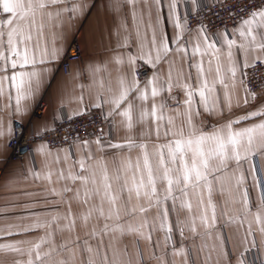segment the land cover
<instances>
[{"label":"crops","instance_id":"1","mask_svg":"<svg viewBox=\"0 0 264 264\" xmlns=\"http://www.w3.org/2000/svg\"><path fill=\"white\" fill-rule=\"evenodd\" d=\"M212 1L215 0H175L176 7L173 9V0H159L158 3L157 0H62L61 3L49 5L45 9V13H52L50 18L47 15L37 16V24H43L40 46L47 47L49 52L55 48L57 55L55 59L49 58L45 63L35 66L36 70L42 73L41 83L30 97L21 101L23 111H15V90L10 82H5V92L0 95V126L5 130V134L0 136V244H14L23 250L21 254L9 249H0V264H16L17 261L26 264L28 249L40 243L41 238H44L45 242L41 244L39 251L51 253L44 259V264H59L60 260H66L68 264H87L90 257L95 264H102L104 256H107L109 264L114 260L116 264H185V259L187 264H239L249 254L264 260V233L260 231L264 223H257L255 218L258 210L264 218V207L260 205L259 190L255 186L256 181L253 180L254 174L248 161H242L239 167L234 161H230L225 171L209 176L212 182L210 197L203 183L198 189L189 188L187 199L192 205L190 212L181 208L179 201L175 207L171 199L164 201L163 206L168 208L167 222L172 227L171 233L159 227L161 207L157 206L155 199L149 201L147 197L141 196L138 200L133 193L129 200L127 191L121 192V185L125 180L128 186H131L137 160L143 164V150L139 145H147L149 156L155 163L153 154L156 146L166 142L163 129L157 139L152 119L143 123L136 122L138 108L132 129L125 126L124 118L118 112H113L111 132L103 138L88 139L85 140L87 144L82 141L72 147L56 149L46 143H38L32 153L19 161L6 164L10 153L9 141L16 120L31 122L32 130L42 135L65 115L76 116L75 113H83L90 108L109 113L112 105L105 101L118 93L119 77L124 75L128 80L132 78V66L127 63L128 54L137 55L141 43L146 45V50L151 49L153 31L158 44L162 37L167 35L172 51L155 68L138 59L136 69L142 64L148 65L153 70L148 79L155 73L166 80L171 62L174 84L179 78V83H191L195 86L197 69L190 65H195L201 60L199 54L192 55V48L200 36V28L188 30L180 16ZM75 6L78 7L74 12L63 10ZM6 16L7 14L0 13V19ZM177 17L183 29L179 44L186 48L187 55L175 51L177 44L172 42L176 33L181 31L175 26ZM224 33L219 31L215 37H207L209 41H222ZM233 33L234 30L229 38H236L239 42L238 34L233 37ZM76 36L82 45L83 56L79 61L73 62L69 72L65 74L61 70V62ZM37 38L38 33L34 30V43ZM200 43L203 48L202 38ZM225 51V48L221 49L222 53ZM233 51L238 65L241 64L243 55L237 49ZM117 55L124 58V64L116 63L114 57ZM254 55L264 56V53L249 52V64L253 63ZM208 59V55L203 56L205 68ZM222 62L227 66L225 57H222ZM31 68L29 65L25 70ZM244 71L242 68L237 71L234 88L231 87V79L226 81L230 85L231 109L220 85H217L219 103L213 114L200 107L198 95L195 97L196 107L200 112L199 117H194L197 125H202L205 131H212V126L219 127L229 120L264 109V91L255 93V99L245 91L248 87ZM214 75L213 72L209 78ZM148 79L139 81L141 88ZM9 95L13 97L12 100H9ZM136 95L135 92L131 93L129 100L134 105H139L140 101L136 99ZM170 95L175 99H169ZM42 99L48 104L46 113L41 117L32 118ZM184 99V90L174 86L171 94L164 92L157 97V103L161 100L167 101L165 115H175L177 109L183 110ZM97 104L100 106L96 107ZM148 106H151V100ZM262 121L264 115L240 121L233 127L239 129ZM180 123L181 119L177 117L176 124L179 126ZM9 124L12 127L11 133L7 132ZM128 140L134 141L136 146L129 147ZM115 144L123 146H110ZM81 159L85 162L84 170L78 163ZM129 162L131 168L128 167ZM254 162L257 164L255 176L264 183V155L254 157ZM104 167L111 178L113 192L119 196L116 202L119 220L116 219L113 206L104 197ZM61 171L65 179L59 178ZM69 171L74 175L89 176L88 184L68 179ZM49 172L52 173L50 181L44 178ZM92 173H95V184L91 183ZM241 173L245 179L243 184L238 186L236 177ZM118 175L120 180L116 179ZM213 176L227 179L216 180ZM66 187L70 191L65 192ZM164 188L165 185L158 182L161 197ZM96 189H99V194H96ZM244 189L248 192V210L244 205ZM176 195L180 196V193L177 192ZM209 198L215 205L214 221ZM140 207L146 208L147 211L141 213ZM130 208H136L137 211L129 214L127 210ZM100 209L103 210V215L100 214ZM202 214L207 215V225L200 218ZM84 217H87V220ZM145 221L147 226L141 229L143 236L128 231L129 225L136 227ZM37 224L44 226L35 227ZM117 225L121 226L123 231ZM149 233L150 240L146 238ZM167 235H170L171 239H166ZM89 247L92 252L87 251ZM180 249H183V254L173 255Z\"/></svg>","mask_w":264,"mask_h":264},{"label":"snow or ice","instance_id":"2","mask_svg":"<svg viewBox=\"0 0 264 264\" xmlns=\"http://www.w3.org/2000/svg\"><path fill=\"white\" fill-rule=\"evenodd\" d=\"M62 0H0V13L7 14L6 18L0 19V95L5 92V82H10L12 88L15 90V111H23L21 101L30 97L34 91L39 88L41 83L42 73L37 71L35 66L37 64L45 63L49 58L55 59L57 50L52 49L51 52L47 47H41L39 39L43 37V24H37V16L43 17L47 15L49 18L52 16L51 12L45 13V9L49 5H55L61 3ZM159 0H157V3ZM195 2V0H193ZM78 6L72 9L65 8L64 11H76ZM175 0L172 2V8L175 9ZM59 15V13H57ZM176 28L181 29L172 38V42L177 44L175 51L184 52L187 55V50L184 46L179 44L183 36V29L179 22V18L176 20ZM38 33L37 41L33 42V31ZM238 34L239 42L236 38H229V33L225 31L223 39L208 40L204 29H200V36L197 38V42L192 48V55H200L201 60L195 65L196 83L195 86L191 83H179V78L176 84L173 81L172 75V63L169 62V72L166 80L161 79L158 74H153L144 85L140 87L139 80L136 74V62L137 60H144L148 65L155 68L162 60H165L170 51L169 38L164 35L159 44L156 40L155 31H153L151 39V49L146 50V45L141 43L140 51L137 55L131 53L127 56V63L132 66L133 74L131 80H128L126 76L121 75L118 79L119 91L117 94L112 95L105 103L112 105V110L108 115H112L113 112L124 118L125 126L128 129L134 127V116L136 109H139L138 118L136 122H146L152 119L155 124V132L157 139L163 129V135L166 142L158 144L155 148L154 156L155 163L149 156L147 151V145L141 143L139 147L143 150V164L141 165L138 159L135 165V173L132 177V184L128 186L127 180L121 185V192L127 191L128 199L131 200L132 194L139 200L141 196L147 197L149 201L155 199L157 206L161 207L160 219L161 223L159 227L166 229L168 233H171L172 227L167 222L168 208L163 206V202L171 199L173 201V207L176 206V202L179 201L181 208H186L191 211L192 205L188 198V189H198L203 183L204 187L211 196V184L209 176L214 173L223 172L227 169L230 161H234L237 166L242 161L249 162V168L253 175V180L256 181V187L259 190V200L261 207H264V183H261L255 176L257 171V164L254 162V157L258 155H264V121L253 124L248 127L235 129L234 124H238L240 121L248 120L251 117L264 115V109L261 111H252L246 115L239 116L233 120L227 121L225 124L219 127L212 126V131H205L202 125H197L194 117H199L200 112L196 107L197 101L195 97H199V106L206 112L213 114L219 103V97L217 95V85H220L224 91V98L227 101L229 109H231V95L229 92L230 85L226 81L231 79V87H235V79L239 68L244 69V76L247 77V69L254 67L255 61H260L264 64V56L254 55L253 64L248 62V54L261 52L264 53V8H258L251 11L247 18H242L238 27L234 30L233 37ZM203 40V48L201 47L200 39ZM220 44L218 47L217 45ZM225 48V52H221V49ZM234 49H237L244 57L241 64L238 65L235 58ZM154 52V55H153ZM208 55L207 68L204 67L203 56ZM222 57L227 59V66L222 62ZM118 65L125 63L124 58L121 55L114 57ZM31 65V70H25L27 66ZM99 69H97L98 71ZM213 72L215 73L213 78ZM191 79V76H189ZM174 86L181 87L185 92V99L183 100V110L177 109L175 115H165V108L167 107V101L161 100L157 103V97H160L162 93L168 92L171 94ZM246 92L256 98L255 93H251L247 88ZM111 92V88H109ZM137 93L136 99L140 101L139 105H134L129 96L131 93ZM13 97L9 95V100ZM169 99H175V97L169 96ZM151 100V106H148ZM177 103H180L177 101ZM247 103V98H245ZM126 105V106H123ZM99 107L100 105H95ZM123 106V108H122ZM122 108V110H121ZM82 113H75L80 115ZM179 117L181 123L179 126L176 124V119ZM12 127L9 124L7 132L11 133ZM5 134V130L0 126V136ZM99 143V141H97ZM87 144V141H85ZM129 147L136 146L134 141L128 140ZM111 147H122L123 145L115 144ZM44 147H41V151ZM67 159V156H65ZM59 162V157H57ZM80 168L85 169V162L81 159L79 162ZM128 167L132 165L129 162ZM137 174L139 179L137 180ZM39 178V174H36ZM52 173L49 172L44 177L51 180ZM60 179H65L63 171L59 173ZM68 179L73 181L80 180L85 185L88 184L90 177L74 175L71 171L68 173ZM120 180V176L116 177ZM213 179L221 180L227 179V177L213 176ZM245 177L241 173L236 177V184L239 186L243 184ZM102 181L104 188V197L107 198L109 203L115 210L116 219H120L119 208L116 207V202L119 196L113 192L111 178L108 175L107 168H103ZM158 182L165 185L163 197H161ZM91 183L95 184V173L91 175ZM55 192V189H53ZM65 192L70 191L67 187ZM96 194H99V189H96ZM179 192L180 196L176 193ZM199 197V193H196ZM87 196L88 193L86 192ZM79 196V193H77ZM183 197V198H182ZM243 199L245 209H249V199L247 189L243 190ZM201 204L203 201L201 199ZM151 206V205H150ZM209 206L212 210V219L215 220V205L212 204L209 198ZM129 214H134L137 209L130 208L127 210ZM141 213L146 212L147 209L140 207ZM100 214L103 215V210L100 209ZM111 218V213L109 214ZM202 222L207 225L208 218L206 214L201 215ZM257 223H264V218L261 216V212L258 210L255 213ZM87 220V217H84ZM44 225L37 224L35 227H43ZM147 226V221L136 227L128 226V231L137 232L140 235H144L141 229ZM117 227L123 228L119 225ZM107 229V225H105ZM27 231V229H25ZM193 231L195 227L193 225ZM261 233H264V226L260 229ZM11 235V233H8ZM181 235L183 231L181 229ZM151 239L150 233L146 237ZM166 239H171L170 235L166 236ZM44 238H41L40 243H37L28 249V260L26 264H44V259L51 255L50 252L41 253L39 251L41 244L44 243ZM23 243V242H19ZM0 249H9L13 252L23 254V250L14 244H0ZM87 251L92 252L89 247ZM33 252H35V258L33 259ZM183 254V249L179 252H174L173 255ZM16 264H24L22 261H17ZM59 264H68L66 260H60ZM87 264H95V261L90 257ZM102 264H109L107 256L103 257ZM112 264H116L114 260ZM185 264L187 261L185 259ZM239 264H244L243 260Z\"/></svg>","mask_w":264,"mask_h":264},{"label":"built area","instance_id":"3","mask_svg":"<svg viewBox=\"0 0 264 264\" xmlns=\"http://www.w3.org/2000/svg\"><path fill=\"white\" fill-rule=\"evenodd\" d=\"M264 0H215L206 2L199 7L185 12L180 19L186 23L188 30L203 28L209 37H215L219 31H227L229 35L235 30L242 18H247L251 11L263 8ZM83 56L82 45L76 36L69 51L61 62V70L67 74L73 62L79 61ZM253 64V63H252ZM148 65H140L136 69L139 81L148 79L152 73ZM245 83L252 93L264 91V64L255 61L254 67L247 70ZM47 102L42 99L33 113V117H41L46 113ZM112 116L104 110L90 108L80 115L63 116L53 128L37 134L32 130L31 122L24 123L14 121L13 135L9 141L10 153L6 164L19 161L25 155L32 153L34 146L38 143H46L52 148L72 147L78 142L93 138H103L111 132ZM2 169H0V175ZM244 264H264V260L256 258L252 254L244 258Z\"/></svg>","mask_w":264,"mask_h":264}]
</instances>
